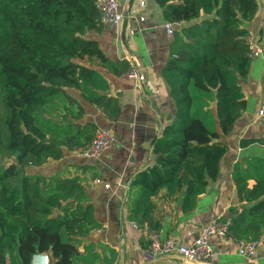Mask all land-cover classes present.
Returning a JSON list of instances; mask_svg holds the SVG:
<instances>
[{
	"label": "trees",
	"instance_id": "1",
	"mask_svg": "<svg viewBox=\"0 0 264 264\" xmlns=\"http://www.w3.org/2000/svg\"><path fill=\"white\" fill-rule=\"evenodd\" d=\"M99 0H0V264H114L116 252L86 242L102 225L86 185L92 167L69 165L51 176L27 173L65 151L88 147L98 127L84 101L115 121L118 97L107 95L99 69L128 74V61L110 60L95 40L102 27ZM175 29L163 78L174 120L152 143L150 165L132 181L127 218L147 235L163 229L154 198L180 200L191 213L228 153L229 136L246 109L240 81L252 59L245 24L257 0H155ZM241 148L264 146L242 138ZM241 211L232 207L228 237L259 241L264 234V159L244 157L232 172Z\"/></svg>",
	"mask_w": 264,
	"mask_h": 264
},
{
	"label": "crops",
	"instance_id": "2",
	"mask_svg": "<svg viewBox=\"0 0 264 264\" xmlns=\"http://www.w3.org/2000/svg\"><path fill=\"white\" fill-rule=\"evenodd\" d=\"M116 1L125 14L124 23L120 27L102 24L100 30L88 32L86 38L97 41L110 60L128 61L145 75V80L139 83L127 74L115 76L106 69H99L108 82L106 94L119 100L121 111L115 121L108 120L95 106L81 101L85 119L111 132V146L96 158L65 151L61 159L27 170L31 174L51 176L75 165L89 166L97 172L98 177L86 185V193L102 227L99 232L91 233L86 242L103 243L114 249V264H193L178 256L154 257L146 230L134 227L127 218L130 185L150 165L153 141L175 118L173 101L162 73L173 37L166 32V21L155 0ZM257 2L258 13L245 27L262 53L252 60L248 79L240 81L246 109L233 132L223 137L228 153L220 163L217 179L209 183L195 209L186 215L181 212L180 200L165 195L154 198L155 216L164 217L163 229L158 235L171 238L177 244L194 245L202 229L213 219L232 217L230 209L235 206L241 211L243 205L236 197L233 169L244 157L264 159V146L254 144L241 148L239 144L242 138L264 137V120L258 117L264 103V0ZM237 244L231 237H214L211 240L213 256L207 264H264V234L251 260L239 256Z\"/></svg>",
	"mask_w": 264,
	"mask_h": 264
},
{
	"label": "built area",
	"instance_id": "3",
	"mask_svg": "<svg viewBox=\"0 0 264 264\" xmlns=\"http://www.w3.org/2000/svg\"><path fill=\"white\" fill-rule=\"evenodd\" d=\"M141 5H143V3H141ZM97 9L100 12V20L102 24H111L120 27L126 19L125 14L120 10L116 0H99L97 3ZM141 21H143V18H141ZM177 27H179V24L170 22L165 23L166 32L170 37L174 36ZM247 40L250 47V58L252 60L258 58L261 55L262 50L254 43L250 33ZM127 75L130 79L138 81L139 83L145 80V75L139 73L133 67ZM258 117L259 119L264 120V103L258 111ZM112 142L113 138L111 132L105 128H98L91 144L77 153L82 157L96 158L101 155L102 152L107 150ZM133 226L139 228L134 223ZM229 226L230 222L228 220L223 221L221 218L213 219L202 229L201 235L192 246L177 244L171 238H162L159 235L150 234V251L154 257L178 256L186 262L207 264L213 256L211 240L214 237L226 239L228 237ZM99 231L100 229L93 232ZM258 245L259 241H241L237 244V252L242 258L251 260L256 256ZM39 257L47 259L45 255H40ZM34 259L35 258L33 257L32 264H34Z\"/></svg>",
	"mask_w": 264,
	"mask_h": 264
},
{
	"label": "bare ground",
	"instance_id": "4",
	"mask_svg": "<svg viewBox=\"0 0 264 264\" xmlns=\"http://www.w3.org/2000/svg\"><path fill=\"white\" fill-rule=\"evenodd\" d=\"M47 259L43 258V257H36L34 259V264H47Z\"/></svg>",
	"mask_w": 264,
	"mask_h": 264
},
{
	"label": "water",
	"instance_id": "5",
	"mask_svg": "<svg viewBox=\"0 0 264 264\" xmlns=\"http://www.w3.org/2000/svg\"><path fill=\"white\" fill-rule=\"evenodd\" d=\"M40 256V255H39ZM38 255H36V256H34V258H36V257H39ZM192 263V262H191ZM48 264V263H47ZM193 264H195V263H193Z\"/></svg>",
	"mask_w": 264,
	"mask_h": 264
},
{
	"label": "rangeland",
	"instance_id": "6",
	"mask_svg": "<svg viewBox=\"0 0 264 264\" xmlns=\"http://www.w3.org/2000/svg\"><path fill=\"white\" fill-rule=\"evenodd\" d=\"M27 173H30V172H28V170H27Z\"/></svg>",
	"mask_w": 264,
	"mask_h": 264
}]
</instances>
